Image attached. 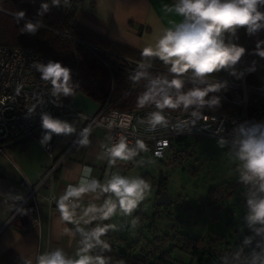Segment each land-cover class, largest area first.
<instances>
[{
  "label": "built area",
  "instance_id": "2783aa9c",
  "mask_svg": "<svg viewBox=\"0 0 264 264\" xmlns=\"http://www.w3.org/2000/svg\"><path fill=\"white\" fill-rule=\"evenodd\" d=\"M239 27V26H238ZM225 30L228 46H237V30ZM251 31L250 26L245 27V32ZM65 36L68 35L62 32ZM90 51L101 55L103 50L98 46L82 42ZM103 65L112 73L113 68L107 60H102ZM49 60L44 55L31 48L0 46V154L5 155L4 146L7 141L23 138H34L48 153L51 162L44 172L42 179L37 184H30L23 179L26 189L25 196L17 201V206L12 214L16 217L20 211H37V191L47 180H52L62 159L69 152L67 149L60 158H54L53 145L59 134L43 127V117L49 116L65 124L71 117H78L84 121V127L79 139L92 126H100L105 131V142L102 149L112 156L113 149L123 143L126 145L127 159H118L119 168L126 166L133 157L146 154L155 159H172L175 141L178 138L205 137L224 142L234 153L240 157L241 145L248 139H264V104L251 102L252 96L264 97V71L246 69L239 59L234 64L203 77H197L192 70L183 74H175L170 68H158L130 57H124V66L121 76L135 79L140 69H149L145 81L160 82L181 79L183 84L205 85L215 88V92L224 102L234 107L231 112L192 111L178 112L165 108L142 107L131 110L118 109L111 106L106 98L96 113L85 114L74 108L69 99H63L50 81L41 79L39 65H47ZM251 76V78H249ZM111 83L115 81L112 77ZM218 86V87H217ZM158 113L163 117L161 123H153V114ZM51 132V138L45 136ZM241 158V157H240ZM245 164L246 161L242 159ZM97 182V181H93ZM92 182V183H93ZM98 183V182H97ZM86 184V189L88 185ZM77 188L76 184H67L63 196L69 186ZM264 178L254 175L246 167L244 185L238 196L241 201L251 209L253 205L264 200ZM97 191V188L94 190ZM93 191V192H94ZM75 196L64 203H71ZM32 209H26L28 204ZM48 203H55V196H48ZM11 218V219H12ZM35 220L34 223H37ZM258 227V260L264 264V222L255 220Z\"/></svg>",
  "mask_w": 264,
  "mask_h": 264
},
{
  "label": "crops",
  "instance_id": "0c3cea01",
  "mask_svg": "<svg viewBox=\"0 0 264 264\" xmlns=\"http://www.w3.org/2000/svg\"><path fill=\"white\" fill-rule=\"evenodd\" d=\"M179 3L180 0H81L75 10L74 20L141 53L146 47L155 48L166 29L174 30L177 24L184 22L185 18L174 10V6ZM165 6L173 10L167 11ZM223 34L225 38V32ZM151 57L161 60L155 55ZM69 101L85 114L96 113L101 104L99 100L78 90L71 94ZM84 124L78 117L66 121L65 125L72 131L59 135L53 145V156L60 158L67 149H71L62 159L54 178L45 181L38 189L37 211L30 213L22 210L14 218L12 214L17 201L26 194L23 179L30 184H37L51 159L32 137L5 143V155L0 154V264H38L40 256L52 255L57 251L66 260L75 261L87 256L91 258V264H97L85 244L89 227L94 222L104 224L117 235L123 236L125 239H119L120 246H126L136 238L144 241L143 227L146 223L142 227L143 224L135 223L130 217L131 225L136 227V231L132 232L129 221L114 218L113 211L108 212L111 192L103 191V188L113 177L120 176L125 167L143 161L144 156L150 160L155 158L146 154L136 155L126 166L119 168V160L108 156L102 149L105 142L102 127L92 126L77 139ZM93 181L99 185L94 192L86 189V184ZM67 184H76L77 189L82 191L73 202L64 203L68 213L65 218L57 203L63 197ZM52 194L55 203L49 204L48 196ZM35 220L38 222L34 223ZM125 223L129 226L126 227ZM177 251L176 259L189 260L187 254Z\"/></svg>",
  "mask_w": 264,
  "mask_h": 264
},
{
  "label": "trees",
  "instance_id": "16d2710c",
  "mask_svg": "<svg viewBox=\"0 0 264 264\" xmlns=\"http://www.w3.org/2000/svg\"><path fill=\"white\" fill-rule=\"evenodd\" d=\"M81 0H0V46L31 48L48 58L49 62H59L69 70L67 86L70 94L58 91L63 99H69L78 90L99 100L101 103L109 98L111 106L131 110L134 108L152 107L165 108L178 112L209 111L231 112L234 107L224 102L215 91H207L204 96L206 102L215 100L216 103L203 105L193 104L185 108L183 104L170 107L163 104L165 94L172 97L186 94L194 89L206 90L211 87L205 85L182 84L181 89L169 87L162 82L153 88L152 82L145 81L149 69L143 67L138 77L131 79L121 76L124 57H130L152 64L158 68H170L171 65L151 56L118 44L75 22L74 13ZM257 11L264 13V3L257 5ZM23 12L21 17L18 13ZM260 27L251 28L245 32V26H239L236 34L238 48L244 51L240 60L246 69L264 71V20L257 22ZM35 26V31H27L25 26ZM65 32L67 36L62 34ZM82 42L94 44L101 48V55L87 49ZM107 60L113 68L112 73L101 61ZM114 78V85L111 83ZM99 78V81H98ZM251 78V76H249ZM106 80V82H105ZM164 88V92L160 88ZM251 102L264 104V97L252 96ZM183 138H178L175 144L180 145ZM186 152L182 148L174 150L172 159L167 162L179 163L185 158ZM162 160V159H159ZM165 178L160 175L156 187V195L163 189ZM228 197V192L217 193L210 189L208 198L212 206ZM245 208L240 197L237 198ZM154 208H159L153 204ZM155 210L154 214H158ZM133 221L139 225L146 223V228L153 227L152 221L142 211L133 212ZM141 228V226H140ZM102 230V232H101ZM150 231L151 236L144 235V241L136 238L126 246L119 245V239L124 238L116 232L106 228L104 224L94 222L89 227L85 244L95 258L97 264L102 259L104 264H258V227L247 224L238 238L233 241L221 235L214 234L207 238L190 236L181 232L157 235V231ZM125 239V238H124ZM142 242V243H141ZM166 242V245H165ZM179 250L189 256L188 261L178 260L172 254Z\"/></svg>",
  "mask_w": 264,
  "mask_h": 264
},
{
  "label": "clouds",
  "instance_id": "9594fccd",
  "mask_svg": "<svg viewBox=\"0 0 264 264\" xmlns=\"http://www.w3.org/2000/svg\"><path fill=\"white\" fill-rule=\"evenodd\" d=\"M261 3H264V0H180V3L174 6V10L185 18L184 22L177 24L174 30L166 29L158 39L155 48L146 47L142 50L141 55L159 57L166 64H170V71L177 75L189 70H192L197 77L209 75L226 65L234 64L239 59L244 49L225 45L222 33L238 26L248 25L253 29L260 27L257 22L264 20V13L257 11V5ZM165 7L167 11L173 10ZM18 15L22 17L24 13L20 12ZM23 30L35 31V26L27 24ZM261 55H264V52ZM38 70L41 72L42 80L52 83L54 91L70 94L71 90L67 86L69 70L62 67L61 63L49 62L46 66L39 65ZM160 83L158 80L152 81L153 88L155 89ZM162 83L179 90L183 81L173 79L170 82L165 80ZM214 90L215 88L194 89L177 96L175 101L165 94L162 102L170 107L183 104L185 108L193 104L216 103L215 100L210 102L204 100L207 91ZM160 91L164 92V88L161 87ZM162 120L161 115L153 114V123H161ZM43 127L57 134L72 131L67 125L61 124L58 120H53L47 115L43 117ZM51 132L45 136V140L51 138ZM128 155L130 154H126V145L123 143L117 145L112 151L114 158L127 159ZM240 157L246 161L245 167L254 175L264 178V139L244 141L241 145ZM98 186L97 182H93L88 185V190L94 191ZM147 188L149 185L144 180H129L122 176H115L103 188V191L113 193L118 198L120 209L125 214H131L132 210L144 198L143 194ZM81 191L71 185L68 187L65 195L57 203L62 216L67 218L68 215L64 201L70 197L78 196ZM112 211L113 208L110 207L108 212ZM253 212V220L264 222V200L253 205ZM105 218H107V213H105ZM38 264H91V258L81 256L75 261L66 260L57 251L52 255L40 256ZM99 264H104L102 259L99 260Z\"/></svg>",
  "mask_w": 264,
  "mask_h": 264
},
{
  "label": "rangeland",
  "instance_id": "374dc122",
  "mask_svg": "<svg viewBox=\"0 0 264 264\" xmlns=\"http://www.w3.org/2000/svg\"><path fill=\"white\" fill-rule=\"evenodd\" d=\"M222 39L223 42L227 39L223 33ZM175 147L186 152L179 163L167 162L166 159L150 160L144 156L143 161L125 167L120 176L144 180L149 188L145 189L144 198L131 214L120 209L118 198L111 193L109 205H115L114 218L126 219L135 232L136 227L131 225L130 217L133 212L142 211L153 224V227H143V234L148 237L151 236L149 229L159 234L181 232L204 238L217 234L229 241L238 238L247 224L254 223L251 209L237 200L244 185L245 162L224 142L212 138L190 136ZM160 175L165 178L164 190L171 202L156 209L153 204ZM210 189L217 193L228 192V197H224L217 207L212 206L208 198ZM155 210H159L158 214H154ZM125 226L129 224L125 223ZM177 253L174 250L172 254L175 257Z\"/></svg>",
  "mask_w": 264,
  "mask_h": 264
},
{
  "label": "water",
  "instance_id": "95a60500",
  "mask_svg": "<svg viewBox=\"0 0 264 264\" xmlns=\"http://www.w3.org/2000/svg\"><path fill=\"white\" fill-rule=\"evenodd\" d=\"M171 202L170 198L167 196L166 191L163 189L161 190L155 198L154 204L156 206H161V205H168ZM32 208V204H28V206L26 207V209H31Z\"/></svg>",
  "mask_w": 264,
  "mask_h": 264
}]
</instances>
